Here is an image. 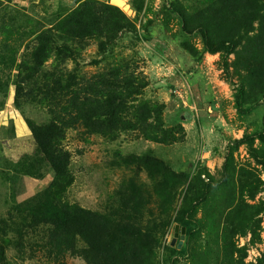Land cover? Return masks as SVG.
Instances as JSON below:
<instances>
[{"label": "rangeland", "instance_id": "obj_1", "mask_svg": "<svg viewBox=\"0 0 264 264\" xmlns=\"http://www.w3.org/2000/svg\"><path fill=\"white\" fill-rule=\"evenodd\" d=\"M86 1L128 27L84 37L76 57L61 66L75 76L81 100L92 98L95 107L111 98L107 104L125 124L101 115L103 128L89 130L77 117L82 106L65 105L71 95L55 106L37 87L18 107L14 82L26 40L11 72L0 64V224L19 220L17 208L27 202L50 198L100 217L109 250L86 260L62 249L56 258L40 229L24 235L20 255L21 240L1 225L0 264H170L172 249L184 253L176 264H264V141L233 145L262 129L264 51L255 36L264 22L236 36L229 75L224 50L208 51L196 28L219 17L221 0H145L139 11L133 0H0L8 7L0 12H25L45 29ZM222 21L223 29L231 25ZM10 37L0 32V44ZM239 83L245 111L237 105ZM92 104L83 114L94 113ZM51 121L63 129L59 147L70 155L68 182L58 190L50 188L55 174L31 130ZM192 200L199 228L182 221Z\"/></svg>", "mask_w": 264, "mask_h": 264}, {"label": "trees", "instance_id": "obj_2", "mask_svg": "<svg viewBox=\"0 0 264 264\" xmlns=\"http://www.w3.org/2000/svg\"><path fill=\"white\" fill-rule=\"evenodd\" d=\"M144 1L133 0V6L138 9L137 11L143 8ZM2 8L7 10L8 7H3L0 2V9ZM97 8L99 7L94 2L86 1L69 14L62 16L56 24L45 29V26H41L37 20L32 19L25 12L18 11L19 15H8L10 14L8 12L1 14L2 11L0 12V32L11 35L9 39H5L4 43L0 44V64L5 69H9L10 72L13 70L21 47L26 40L29 41L24 45L27 52L23 57L21 55L22 61L17 65V80L14 82L16 88L15 102L18 107H21L20 99L26 94L30 95L37 87L44 92V100L55 106L62 105L64 95H71L69 103L65 105L82 106L77 112V117L81 118L89 130L98 132L100 128H103V123L98 121L103 119V115H107L110 122L125 124L114 109L107 104L111 98L108 99L107 103L104 102L95 107L92 104L94 102L92 98L88 97L81 100L79 98L80 91L72 89V86L76 84L73 83L75 76L71 71L61 66L68 59L76 57L80 51L79 44L82 43L84 37L106 35L112 31L115 32L117 27L120 29L128 27L125 24V22L127 23L125 18L120 20L113 15L102 16ZM174 11L179 14L186 25L185 14L177 8ZM220 11L219 17L206 18L204 21H200L196 28L203 35L208 51L214 53L224 50V67L226 72L232 75L229 71L228 57L235 52V38L241 32L247 31V27H251L255 22H264V0H221ZM230 14L234 18L230 17ZM222 20L231 25L223 29ZM27 29L29 30L27 31ZM36 33L38 34L34 35ZM213 33L216 34L215 37L212 35ZM14 34H17L15 41L12 37ZM255 37L259 42L258 49L262 53L264 51V30L260 29ZM12 39L14 42L9 43V40L12 41ZM101 48L105 50L107 48L106 43L102 42ZM52 56H55L54 61L49 63ZM245 93L244 85L239 83L237 86V105L240 111L244 110ZM87 103L93 105V114L91 111L89 114L86 112L83 114L84 106ZM4 106L5 103L1 101L0 110ZM63 110L66 112L67 108L63 107ZM31 130L38 147L55 174V179L50 188L51 190H58L62 183L68 182L69 178L70 155L63 152L59 147L63 129L57 121H51L44 125L32 124ZM256 140L264 141V114L262 129L245 134L240 139H235L233 145L245 144L252 147ZM210 186L211 184L205 186L203 193L197 198L198 202L208 196ZM214 186L217 184L213 183ZM194 213H196V203L192 200L189 203V209L183 213L182 221L184 225L194 224L195 227L199 228L200 222L194 220ZM16 216H20V219L11 216V218L3 220L0 226H4V229L8 230L9 233L14 232L15 236L21 240L19 244H22L26 233L41 229L40 232L43 241H45L44 247H53L56 258L60 256L62 249L82 256L86 260H90L88 253H91L94 258L106 254L109 250L108 227L100 217L90 210L68 203L59 204L50 198L38 203L33 199L27 202L25 206L17 208ZM79 243H83L82 249L79 248ZM85 246L86 248H84ZM17 248L23 249L24 244ZM185 249L188 251L189 242L186 243ZM1 250L2 254H5L3 249ZM24 250L25 248L21 250L20 255H23ZM181 255L184 253L172 249L170 264H176V258Z\"/></svg>", "mask_w": 264, "mask_h": 264}, {"label": "bare ground", "instance_id": "obj_3", "mask_svg": "<svg viewBox=\"0 0 264 264\" xmlns=\"http://www.w3.org/2000/svg\"><path fill=\"white\" fill-rule=\"evenodd\" d=\"M116 2H117L119 5H123V4H125V0H116Z\"/></svg>", "mask_w": 264, "mask_h": 264}, {"label": "water", "instance_id": "obj_4", "mask_svg": "<svg viewBox=\"0 0 264 264\" xmlns=\"http://www.w3.org/2000/svg\"><path fill=\"white\" fill-rule=\"evenodd\" d=\"M175 244V240L172 242V245H174ZM181 244V243H180Z\"/></svg>", "mask_w": 264, "mask_h": 264}]
</instances>
